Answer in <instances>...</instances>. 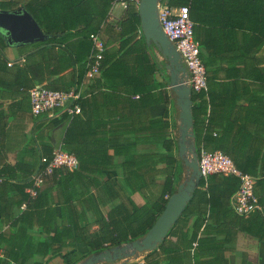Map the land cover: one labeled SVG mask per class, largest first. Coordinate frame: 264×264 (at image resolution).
<instances>
[{
    "label": "trees",
    "instance_id": "16d2710c",
    "mask_svg": "<svg viewBox=\"0 0 264 264\" xmlns=\"http://www.w3.org/2000/svg\"><path fill=\"white\" fill-rule=\"evenodd\" d=\"M112 1L0 0V9L24 7L42 31L49 35L43 42L18 45L25 55L21 60L11 62L2 52L8 45L0 32V216L3 217L0 221V264H26L32 257L33 264H44L56 255L61 256L65 264H76L93 253L141 238L164 209L168 197L185 179L184 162L177 153L174 154L176 140L168 139L162 145L165 151L129 152L131 157L123 163L121 178L118 181L105 180L106 188L101 196L107 201L118 200V203L104 213L90 206L56 209L51 203L69 204L78 200V196L85 195L87 197L82 201L87 205L95 200L83 189L66 195L62 192L70 182L79 178L77 169L53 168L43 174L42 184L35 188V196L26 192V188L33 186L31 175L44 171L48 166L54 146H40L34 162V148L29 147L34 138H28V149H24L29 157L20 156L14 165L5 160L8 142L13 138L9 130L10 121L26 112L34 116L28 90L36 85L51 90L68 91L74 87L79 90L80 82L93 63L90 58L92 35H102L104 49L98 60L102 78L106 77L110 66L108 64L104 68L109 61V56L105 58L107 43H121V47L130 43L128 48L143 57L146 41L138 31V9H128L116 23H108ZM167 2L172 7H188L193 37L205 67L206 88L191 94L192 131L199 155L208 146L217 148L209 132L212 125L210 114L217 98L225 103L234 95L241 98L245 93L255 92L257 97H252L248 103L256 99L264 108V0ZM161 64L164 68V59ZM67 71L68 81L64 78ZM53 76L56 78L51 79ZM227 93L230 96H226ZM80 100L81 93L77 100L79 107ZM55 113L66 119L65 141L70 125L79 113L69 115L57 109L45 116ZM60 145L71 153L64 143ZM125 149L122 147L120 152L126 153ZM75 153L79 165L78 152ZM232 161L241 172L256 177L253 194L260 206L258 209L246 216L235 211L232 196L239 186L238 177L217 173L201 177L182 215L167 234V237L172 236L177 225L193 218L190 224L184 222L185 228L180 235H175L176 240L166 237L152 251L143 252L142 263L128 261L122 264H188V258L193 259V264H198L201 247H222L206 235L210 233L234 234L239 230L264 240V159ZM158 174L165 176L162 183L156 180ZM134 194L136 198H143L142 204L135 201ZM96 198L101 200L100 196ZM43 205L48 206L46 210H42ZM65 210L72 217L63 223L64 219L59 217ZM87 211L91 213L92 220L88 217L85 222L77 218L72 220L74 216H87ZM208 227L214 228L215 232ZM75 243L83 244L87 252L76 251Z\"/></svg>",
    "mask_w": 264,
    "mask_h": 264
},
{
    "label": "crops",
    "instance_id": "0c3cea01",
    "mask_svg": "<svg viewBox=\"0 0 264 264\" xmlns=\"http://www.w3.org/2000/svg\"><path fill=\"white\" fill-rule=\"evenodd\" d=\"M131 8L138 9L133 3L126 7H115L107 22L116 23ZM138 29L141 32L140 24ZM100 37L102 39L101 34ZM139 44L143 47L142 43ZM130 46V43L124 47H121V43H107L105 58L109 56V61L104 68H107L108 64L110 66L106 77L102 78L99 70L97 72L89 70L85 74L79 85L80 112L70 125L65 141L63 139L67 123L64 116L59 113L48 117L45 115L36 117L26 112L10 121V134L13 133V138H17V140L10 138L5 153L6 162L11 165H14L20 156L29 157L28 152L25 153V149H28V138H34V143L29 145L30 149L34 148V162L37 161L38 149L42 145L56 147L64 143L73 155L78 152L79 167L76 169L80 176L70 182L62 192L66 195L83 189L88 191L89 197H93L95 201H89L87 205L82 201L87 195L78 196V200L69 204L51 203L56 209L62 206L72 209L90 206L95 211L104 213L118 203V200L107 201L101 196L106 188L105 180L118 181L121 178L123 163L131 157L129 152L133 153L135 150L138 153L160 152L165 151L162 145L168 139L174 138L177 143L178 109L175 108L174 93L168 85L167 70L161 64L163 57L153 45L145 43L143 57L130 50L128 48ZM2 52L11 62L21 60L25 55L22 54L20 46L8 45ZM65 74L64 78L68 81L69 71L64 72ZM54 78L56 77L53 76L51 79ZM256 94L245 93L241 98L234 95L225 103H222L221 98H217V104L211 110L212 125L209 130L210 139H213L217 148L208 146L206 151H222L231 160L264 159V108L256 99L248 103L252 97H257ZM226 96H230L229 93ZM199 131H202V126L199 127ZM122 147H126V153L120 152ZM175 153L178 154V147ZM184 177H187L186 170ZM164 178L162 174L156 176L160 183ZM254 178L256 180V177ZM97 196H100L101 200L96 198ZM133 198L138 204L143 203L142 197L136 198L134 194ZM47 207L43 205L42 210H46ZM17 211L19 213V210ZM64 212L59 218H63V223H66L72 216L67 215L66 210ZM74 212L77 213L75 210ZM86 214L87 216L82 218L74 216L72 220L77 218L85 222L87 217L92 220L91 213L87 211ZM2 219L0 216V221ZM192 220L193 218L181 222L176 226L174 234L167 238L175 241V235H180L185 228L184 222L190 224ZM207 229L215 232L214 228ZM206 235L222 244V247L210 245L201 247L198 264H264V240L239 230L234 234L222 232ZM74 249L80 253L87 252L81 243H75ZM143 260V253L129 258V261L138 263H142ZM33 262L34 257L26 264ZM186 263L193 264V259L188 258ZM44 264L65 263L61 256L56 255L48 258Z\"/></svg>",
    "mask_w": 264,
    "mask_h": 264
},
{
    "label": "water",
    "instance_id": "95a60500",
    "mask_svg": "<svg viewBox=\"0 0 264 264\" xmlns=\"http://www.w3.org/2000/svg\"><path fill=\"white\" fill-rule=\"evenodd\" d=\"M158 1H140L138 5L140 29L147 45H153L165 60L168 85L174 93L175 105L178 109V155L184 162L187 177L168 197L164 209L141 238L93 253L78 264H122L128 262L131 256L155 249L167 237L172 225L182 215L201 178L192 131V91L186 83L188 73L175 46L169 41L161 27L158 17ZM0 32L9 46L43 42L49 38V35L42 31L34 17L24 7L0 9Z\"/></svg>",
    "mask_w": 264,
    "mask_h": 264
},
{
    "label": "built area",
    "instance_id": "2783aa9c",
    "mask_svg": "<svg viewBox=\"0 0 264 264\" xmlns=\"http://www.w3.org/2000/svg\"><path fill=\"white\" fill-rule=\"evenodd\" d=\"M141 0H113L108 16L117 7H126L133 3L137 8ZM158 17L161 27L169 41L175 46L188 73L186 83L191 91H200L206 88L205 67L199 55L198 43L194 40L192 21L189 18L188 7H172L167 0L158 1ZM92 52L90 58L93 59L90 71H98V60L102 57L104 49L103 42L99 34L91 36ZM30 102L31 113L36 116L48 115L53 110L65 111L69 115L80 112L77 100L80 97L78 89L71 88L68 91L51 90L42 85H36L27 92ZM78 167V159L75 155L66 152L61 145L54 147L52 158L42 172L31 175L32 187H28L30 195L35 194V188L40 187L43 181V174L49 173L53 168L74 170ZM198 168L203 178L217 173L222 175H234L239 178V186L232 196V204L235 211L241 215H248L253 210L259 208L257 198L253 194V182L255 178L247 173L241 172L233 161L222 151L202 150L198 155ZM23 207V206H22Z\"/></svg>",
    "mask_w": 264,
    "mask_h": 264
},
{
    "label": "flooded vegetation",
    "instance_id": "af4514ba",
    "mask_svg": "<svg viewBox=\"0 0 264 264\" xmlns=\"http://www.w3.org/2000/svg\"><path fill=\"white\" fill-rule=\"evenodd\" d=\"M4 40H5V38H4ZM5 42H6V40H5Z\"/></svg>",
    "mask_w": 264,
    "mask_h": 264
},
{
    "label": "rangeland",
    "instance_id": "374dc122",
    "mask_svg": "<svg viewBox=\"0 0 264 264\" xmlns=\"http://www.w3.org/2000/svg\"><path fill=\"white\" fill-rule=\"evenodd\" d=\"M11 49V48H10Z\"/></svg>",
    "mask_w": 264,
    "mask_h": 264
}]
</instances>
